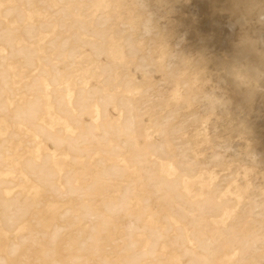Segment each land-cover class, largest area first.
Here are the masks:
<instances>
[{
	"label": "bare ground",
	"instance_id": "6f19581e",
	"mask_svg": "<svg viewBox=\"0 0 264 264\" xmlns=\"http://www.w3.org/2000/svg\"><path fill=\"white\" fill-rule=\"evenodd\" d=\"M134 1L0 0V264H264L263 228L239 231L233 193L185 181L214 106L200 115L188 94L183 113L137 122L164 96L154 76L169 77L161 43L177 0L145 22Z\"/></svg>",
	"mask_w": 264,
	"mask_h": 264
},
{
	"label": "rangeland",
	"instance_id": "374dc122",
	"mask_svg": "<svg viewBox=\"0 0 264 264\" xmlns=\"http://www.w3.org/2000/svg\"><path fill=\"white\" fill-rule=\"evenodd\" d=\"M165 2L166 0H137L135 3H129L130 12H140L144 22L147 19H157V13L163 6L165 7ZM263 3L264 0H188V2L177 0L171 18L169 17L163 27L161 43L163 59L168 63L169 77L166 81L162 77L158 79L161 75L157 72L154 76V79L158 81L157 84L163 83L160 84L163 86L161 90L164 92L161 99L163 101L161 103L160 99L157 100L159 97L156 92L151 93L144 101L148 104L153 102V107L156 105V108L149 112V109L140 110L141 114L147 113L137 119L138 124L139 122L143 124L152 119V117L149 118L150 114H154L155 118L163 115L167 118L173 113L176 115L179 112L183 113L174 103L181 96L188 94L194 95L195 101L192 106L194 110L200 111V115L205 114L211 105L214 106L212 113L201 115L205 117L201 138L194 145V150L186 163L188 170H195V172L192 171L186 175L185 181L195 183V191L201 189L200 182H212L217 186L216 191L220 190V193L218 192L220 196L228 192L233 193L232 198L230 197L232 204L240 209L232 219L234 218L235 225L241 232L244 231L245 226L255 223H257L255 230L262 227L261 232H264V85H261L264 84V74H261L264 63L260 62L264 59L262 58L264 53ZM141 4L145 6V10L138 9ZM260 32L263 37L260 36ZM187 33H191V36ZM248 41H255L253 42L255 47L248 46L252 45ZM198 42L203 43L200 45L197 44ZM247 42L248 48H253L256 52L254 55L251 49L250 52H246L247 50L244 52L243 48L246 49L244 45ZM257 44L260 48H257ZM86 51L89 53V50ZM249 53H251L250 56ZM239 55L244 59H240ZM91 56L92 54L89 56L86 54L84 59ZM104 62L107 65V62ZM39 68L34 66L29 70V74L37 75L40 72ZM255 68H259L258 74L263 77L257 74ZM256 74L257 77L259 76L257 81L255 80L257 85L253 82ZM225 78L228 79L227 82ZM230 81L234 88L230 86ZM93 82L95 87L103 88L101 75ZM184 82L188 84V90L182 92L179 89V83ZM253 84L260 87V92L257 93L259 89ZM242 86L244 93L238 94ZM253 89L254 94H252ZM256 94H259L256 101L258 103L254 104L253 99L256 98ZM253 104L254 109H252ZM114 115L117 114L114 113ZM8 125L10 123H7L5 127ZM86 132L88 130L84 129L83 134ZM121 135L118 137L121 138ZM85 140L90 141L87 138ZM159 143L162 144L163 141L159 140ZM127 155L130 157V152ZM107 158L109 156L105 159ZM115 158L118 159L116 162H124L125 157L116 156ZM197 167H202L201 171Z\"/></svg>",
	"mask_w": 264,
	"mask_h": 264
}]
</instances>
